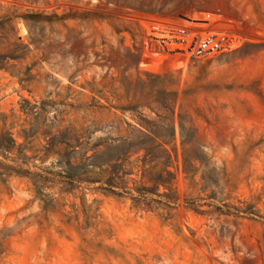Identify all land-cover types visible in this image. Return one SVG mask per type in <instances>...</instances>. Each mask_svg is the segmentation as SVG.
Returning a JSON list of instances; mask_svg holds the SVG:
<instances>
[{
    "label": "rangeland",
    "instance_id": "374dc122",
    "mask_svg": "<svg viewBox=\"0 0 264 264\" xmlns=\"http://www.w3.org/2000/svg\"><path fill=\"white\" fill-rule=\"evenodd\" d=\"M69 11L108 20L90 26L69 22L75 34L61 29V37L55 34L47 42L57 45L68 35L62 56L46 62L34 50L23 64L41 60L29 82L0 70V113L13 123L17 144L28 148L26 157H41L42 152H33L45 141L39 137L27 144L20 131L44 130L56 116L62 127L82 120V111L62 103L77 106L94 97L101 106L118 107L135 96L145 120L168 125L169 114L159 111L156 118L150 108L174 110L172 186L139 195V169L130 171L122 160L107 157L101 161L105 173L95 169L86 175L99 181L94 184L66 185L61 179L39 189L32 176L39 168L66 170L55 166V158L27 160L19 167L31 173L27 176L0 170V264H264V0H0V17ZM15 29L26 44L29 35L45 36L49 26L18 21ZM176 29L205 52L180 54ZM80 34L70 51L71 38ZM87 84L100 93H90ZM29 107L45 112L26 117ZM178 116L197 132L188 135L185 162ZM88 118L105 124L92 132L90 145L117 137L114 128L125 135L124 120L134 124L116 109ZM66 153L70 178H83L80 155ZM0 163L18 165L1 156ZM119 166L131 172L128 189L111 194L105 182L113 173L120 175Z\"/></svg>",
    "mask_w": 264,
    "mask_h": 264
},
{
    "label": "trees",
    "instance_id": "16d2710c",
    "mask_svg": "<svg viewBox=\"0 0 264 264\" xmlns=\"http://www.w3.org/2000/svg\"><path fill=\"white\" fill-rule=\"evenodd\" d=\"M107 20V16L87 11H69L68 13H63L61 15H58L55 12L50 14L44 12L17 14L14 12L10 15H3L0 17V70H5L12 75L17 76L19 82H29L34 78L30 72L34 67L40 64V59L48 62L52 56H62L64 52H66L64 50V44L70 41L68 35H65L64 41H57V45L54 43L53 45H49L47 43L53 42L50 37L55 34L61 37V29H64L71 34H75L73 29L68 27L67 24L69 22H78L79 25L90 26L94 22H103ZM18 21H22L27 27L48 25L49 31L45 36H38L41 38H33L29 35L28 43L25 44L18 35V31L15 29V23ZM122 31H118V33ZM80 36L81 34L78 35V37L71 38L74 46L70 51L77 48L75 42L80 39ZM84 40L85 39H82V41ZM94 46L95 42L92 41L89 48H93ZM31 47H33V49ZM34 50L42 52V57L38 59V61L23 66L28 59L33 58L30 55ZM80 70L81 68L72 73L69 79L73 80L75 74ZM87 87L90 93H100V91L95 90L93 84H87ZM116 99L118 102L120 101V98L117 97ZM126 101H128L126 106L118 107L111 105H108V107L101 106L94 97H91L90 101L86 103H79L77 106L62 103L63 107H68L70 111H82L85 114L82 117V120L79 122L68 121V124L62 127L61 123L63 120L56 116L50 124L43 126L45 128L44 130H40V126H38L31 134L25 130H21L20 137H22L27 144H30L33 140L39 137L45 141V144L42 145L39 150L33 152L34 154L42 152L41 157H39L38 154L26 157L24 152L28 148L17 144L16 138L12 132L14 127L13 123L8 124V117L0 113V156L4 160L9 159L12 163L18 164L17 167H13L0 163V170H2L3 173H14L20 176H27L31 174L28 170L19 169L20 165H26L27 160H39L40 163H45L50 158H55L57 160L55 166L66 170L56 172L47 168H39V172L32 173V176L36 178V183H38L39 189L45 187L47 183L55 184L61 181V179H65L66 185H70V183L72 184L74 181L94 184L99 181L92 176L86 175L94 173L95 169L100 171L99 174L105 173L106 171L102 170L101 161L107 157V161L122 160L130 166V171L134 168L139 169L141 172V179L138 182L140 187L135 188V191L139 195L152 194L159 186L170 190L173 181V174L168 168L171 165L172 157L177 158L176 146L174 144L172 145L175 137L174 110L173 108L168 107L163 111L159 108H150L156 118L161 117L159 111H161L162 115L169 114L171 122H169L168 125H164L162 122L145 120L139 112L141 106L139 100L135 99V96H132L130 100ZM24 102L27 106L29 105L28 102ZM35 109L36 107H29L24 114L26 117H32L40 116L45 112V110L41 109L40 111H34ZM110 109L119 110L121 114H129L134 120V124L124 120L123 123L126 126L125 135H120L119 127L114 128L117 137H105L90 145L89 140L92 132L104 129L105 124H100L95 119H89L88 116L95 115L99 110L104 111ZM63 112L64 111H60L59 114L61 115ZM67 114H69V112H67ZM108 114H110V112ZM178 119L179 134L181 138L180 145L182 149L181 155L185 162V155L188 153L187 147L191 145V142L188 140V135L190 133L191 135H196L197 132L196 130L193 131L192 129L187 128L181 116H178ZM77 123L79 124V127L75 126ZM74 148H78V151L74 150ZM29 150L31 151V148H29ZM68 150L70 153L80 155V159L83 161L81 165L84 169L83 178H77V180L70 178L71 176H74L69 172L72 165L71 160L66 153ZM88 152H92V154L86 156ZM9 155H12L13 157L9 158ZM134 156H136L134 163L129 162L128 160ZM87 166H91V169L88 170V168H86ZM117 170L120 175L113 173L105 182L108 186L107 190L111 194H115V188L121 190L128 189L126 186L128 179L126 178L131 175V172L125 170V168L123 169V166L117 167ZM144 180H146L147 183H151L153 187H146L144 185ZM62 190L63 189L61 188L60 191ZM163 197L166 199H173L167 195H164Z\"/></svg>",
    "mask_w": 264,
    "mask_h": 264
},
{
    "label": "built area",
    "instance_id": "2783aa9c",
    "mask_svg": "<svg viewBox=\"0 0 264 264\" xmlns=\"http://www.w3.org/2000/svg\"><path fill=\"white\" fill-rule=\"evenodd\" d=\"M178 33L173 34L174 35V40L176 39V42H174L175 44L178 45V50L180 52V54L184 55V56H200L202 55L205 51L203 47H200V44H198V46L192 45V44H196V43H192L193 38L190 39L189 36L185 35V33L180 30V29H176Z\"/></svg>",
    "mask_w": 264,
    "mask_h": 264
}]
</instances>
